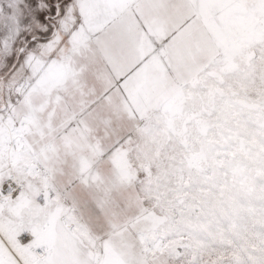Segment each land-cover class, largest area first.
Here are the masks:
<instances>
[{
	"label": "snow or ice",
	"instance_id": "6c2138e0",
	"mask_svg": "<svg viewBox=\"0 0 264 264\" xmlns=\"http://www.w3.org/2000/svg\"><path fill=\"white\" fill-rule=\"evenodd\" d=\"M0 264H264V0H0Z\"/></svg>",
	"mask_w": 264,
	"mask_h": 264
}]
</instances>
